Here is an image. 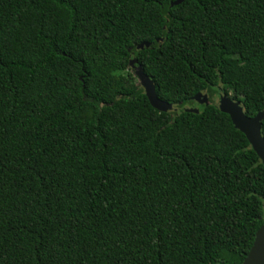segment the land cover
I'll return each mask as SVG.
<instances>
[{
    "label": "trees",
    "instance_id": "16d2710c",
    "mask_svg": "<svg viewBox=\"0 0 264 264\" xmlns=\"http://www.w3.org/2000/svg\"><path fill=\"white\" fill-rule=\"evenodd\" d=\"M171 1L0 0V264L242 263L264 164L193 96L264 113V0Z\"/></svg>",
    "mask_w": 264,
    "mask_h": 264
},
{
    "label": "water",
    "instance_id": "95a60500",
    "mask_svg": "<svg viewBox=\"0 0 264 264\" xmlns=\"http://www.w3.org/2000/svg\"><path fill=\"white\" fill-rule=\"evenodd\" d=\"M182 1L183 0H174L170 2V5H175ZM145 46H148V43H145ZM138 47L142 48L143 44L140 43ZM133 62L134 61H132V63ZM134 72L144 89L149 103L160 111L170 110L172 104L157 96L152 80L146 75L142 68L137 66ZM193 98L201 104L209 103L207 95L202 94L201 92H197ZM211 103L229 115L232 124L244 133L251 147L264 164V137L261 133L263 111L257 112L254 116H248L245 114L241 102L237 99L231 98L224 92ZM185 109L187 111L198 112V108L195 107H188ZM241 264H264V219L261 226L257 229L253 243Z\"/></svg>",
    "mask_w": 264,
    "mask_h": 264
},
{
    "label": "flooded vegetation",
    "instance_id": "af4514ba",
    "mask_svg": "<svg viewBox=\"0 0 264 264\" xmlns=\"http://www.w3.org/2000/svg\"><path fill=\"white\" fill-rule=\"evenodd\" d=\"M202 94H205V95H207V100L211 103L212 101H214L217 97H215L213 100H209V98H208V94L205 92V91H203V92H201ZM193 100L196 102V103H199L195 98H193ZM194 102V103H195ZM189 104H192V102L191 103H188L187 105H189ZM199 104H201V103H199ZM202 104H205V103H202Z\"/></svg>",
    "mask_w": 264,
    "mask_h": 264
},
{
    "label": "rangeland",
    "instance_id": "374dc122",
    "mask_svg": "<svg viewBox=\"0 0 264 264\" xmlns=\"http://www.w3.org/2000/svg\"><path fill=\"white\" fill-rule=\"evenodd\" d=\"M184 107H189L188 105L184 106Z\"/></svg>",
    "mask_w": 264,
    "mask_h": 264
}]
</instances>
